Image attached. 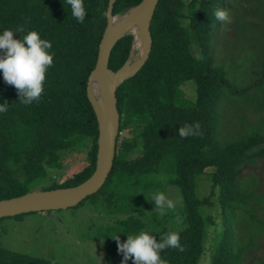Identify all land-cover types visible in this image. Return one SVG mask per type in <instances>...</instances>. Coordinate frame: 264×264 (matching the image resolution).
Listing matches in <instances>:
<instances>
[{"label":"trees","instance_id":"obj_1","mask_svg":"<svg viewBox=\"0 0 264 264\" xmlns=\"http://www.w3.org/2000/svg\"><path fill=\"white\" fill-rule=\"evenodd\" d=\"M138 1L114 0L112 12L121 13ZM107 4L108 0H84L87 14L80 23L66 0H0V34L12 30L22 39L35 30L52 43L49 52L54 53L39 102L20 103L18 90L0 70V104L9 103L7 111L0 113V198L74 185L93 171L98 128L86 85L106 25ZM223 4L224 0L155 3L147 58L116 90L120 121L112 167L104 183L75 204L91 197L106 214H123L100 232L106 243L104 264H122L124 258L112 236L119 235L123 242L128 235L148 231L138 215L153 203L146 196L151 199L163 191L155 187L161 181L181 193L185 223L181 229L150 226L149 234L158 242L175 232L185 247L183 252L161 251L164 264H198L207 229L216 225V218L220 229L213 239L210 264H244L255 241L264 235V220L259 216L264 197L254 191L253 174L240 175L245 166L264 157V117L258 126L245 123L247 132L239 139L221 144L216 138L217 100L222 89L230 86L210 54L213 14ZM187 17L188 27L183 25ZM18 27L24 31L16 32ZM189 30L194 32L199 57L192 52ZM132 37L127 34L113 45L111 70L127 59ZM261 65L263 76L254 83L264 86V61ZM188 80L197 84L194 101L185 99L180 89ZM262 104L259 109L264 108V97ZM197 121L199 135H178L182 125ZM208 166L209 190L197 194L199 177ZM0 264L63 263L0 245ZM128 264H134V259Z\"/></svg>","mask_w":264,"mask_h":264},{"label":"rangeland","instance_id":"obj_2","mask_svg":"<svg viewBox=\"0 0 264 264\" xmlns=\"http://www.w3.org/2000/svg\"><path fill=\"white\" fill-rule=\"evenodd\" d=\"M184 1L188 3L190 0ZM187 9L186 4L184 10L187 12ZM221 10L227 12L230 20L220 22L215 19L210 54L214 66L224 70L230 84L222 89L216 105V138L224 144L245 135V123L258 126L264 117V108L259 109L263 105L264 86L259 82L254 83L263 76L259 72L264 61V0H224ZM189 21L188 17L185 18L183 25L188 27ZM187 35L193 54L199 57L194 32L189 30ZM138 49L139 40L135 52ZM180 89L185 99L195 100L197 84L194 80L182 83ZM209 170L211 166L206 167L199 177L197 194L208 192L210 179L206 172ZM250 173L254 176L255 193L264 197V157L245 166L240 175ZM42 183L45 181L39 184ZM155 187L158 192L162 187L160 193L165 194L176 206L174 210L165 208V214L161 216L153 202L147 210L141 212L138 216L148 232H152L150 226L155 223L159 227L167 225L176 229L183 228V197L178 188L166 181H161ZM151 213L154 214L153 222ZM122 216V213L106 214L88 197L81 204L65 209L3 217L0 218V245L15 252L49 258L63 264H104L106 243L100 232L104 226L112 223V219ZM259 216L264 220V200L259 207ZM219 227V218H216L215 226L208 227L204 251L198 264H210L212 243ZM252 250V256H246L244 264H264V235L255 241Z\"/></svg>","mask_w":264,"mask_h":264},{"label":"water","instance_id":"obj_3","mask_svg":"<svg viewBox=\"0 0 264 264\" xmlns=\"http://www.w3.org/2000/svg\"><path fill=\"white\" fill-rule=\"evenodd\" d=\"M156 1L140 0L121 13H113L114 0H108L109 15L99 41L95 65L88 75L86 85V96L94 110L98 128L95 166L91 174L74 185L39 188L0 198V218L65 209L77 204L104 183L113 164L119 130L116 90L125 79L141 68L147 58L151 43L148 27ZM117 14L121 18L114 19ZM135 27L139 38V49L136 52L133 47L135 36L130 31ZM127 34L133 36L130 53L125 62L113 71L108 67L111 49L118 39Z\"/></svg>","mask_w":264,"mask_h":264},{"label":"clouds","instance_id":"obj_4","mask_svg":"<svg viewBox=\"0 0 264 264\" xmlns=\"http://www.w3.org/2000/svg\"><path fill=\"white\" fill-rule=\"evenodd\" d=\"M71 6V15L80 23L86 18V8L84 0H66ZM105 17L109 12L104 13ZM214 17L220 22L229 21L226 11L217 9ZM22 27H18L16 32H23ZM53 45L50 41L41 39L40 34L33 30L22 39L14 36L12 30H4L0 34V70L3 71L4 80L15 86L19 92V102L22 104H32L39 102L44 91L46 72L53 64L54 53H50ZM8 102L0 104V113L7 111ZM201 125L197 121L193 124L182 125L178 129L181 138L197 136L200 134ZM150 202H154L155 209L159 214H165L164 209L174 210L175 203L168 199L165 194H155ZM118 242V251L123 254L122 264H128L130 258L134 259V264H164L160 252L166 248L185 251V247L180 243L178 233L169 232L161 236L157 241L156 236L150 235L148 231H142L136 236L128 235L126 241H120V236H112Z\"/></svg>","mask_w":264,"mask_h":264},{"label":"bare ground","instance_id":"obj_5","mask_svg":"<svg viewBox=\"0 0 264 264\" xmlns=\"http://www.w3.org/2000/svg\"><path fill=\"white\" fill-rule=\"evenodd\" d=\"M119 18H121V17L118 16V14H117V16L114 17V19H119ZM130 31H131V32L134 34V36H135V40H134V43H133V47L136 48V47H137V41L139 40V38H138V36H137L136 27H135V28H132ZM139 53H140V51L138 52V55H139ZM138 55H137V56H138ZM93 87H94V90H95V85H94Z\"/></svg>","mask_w":264,"mask_h":264}]
</instances>
